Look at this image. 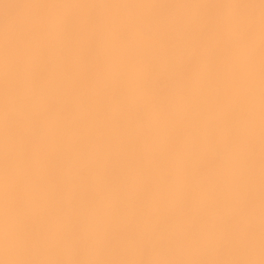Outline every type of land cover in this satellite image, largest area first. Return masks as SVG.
<instances>
[{"label":"snow or ice","instance_id":"6c2138e0","mask_svg":"<svg viewBox=\"0 0 264 264\" xmlns=\"http://www.w3.org/2000/svg\"><path fill=\"white\" fill-rule=\"evenodd\" d=\"M0 264H264V0H0Z\"/></svg>","mask_w":264,"mask_h":264},{"label":"bare ground","instance_id":"6f19581e","mask_svg":"<svg viewBox=\"0 0 264 264\" xmlns=\"http://www.w3.org/2000/svg\"><path fill=\"white\" fill-rule=\"evenodd\" d=\"M9 2H15V0H9Z\"/></svg>","mask_w":264,"mask_h":264}]
</instances>
